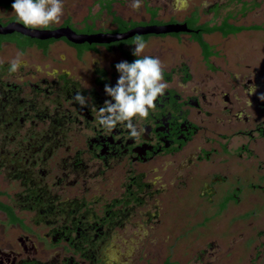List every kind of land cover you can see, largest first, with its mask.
<instances>
[{
	"label": "flooded vegetation",
	"instance_id": "1",
	"mask_svg": "<svg viewBox=\"0 0 264 264\" xmlns=\"http://www.w3.org/2000/svg\"><path fill=\"white\" fill-rule=\"evenodd\" d=\"M117 1L64 0L50 28L202 31L91 44L31 38L51 41L47 49L4 41L0 51L13 52L0 58V177L8 186L0 188V264H155L154 247L157 259L166 251L161 264H264V0H143L139 10ZM213 26L220 29L207 32ZM242 33L249 42L236 44ZM14 34L23 35L4 36ZM136 37L148 44L139 57ZM18 53L23 62L11 73ZM144 55L163 62L168 88L147 119L133 120L144 129L134 139L124 125H99L98 109L111 99L104 88L116 84L115 65ZM118 169L121 181L105 191ZM169 197L176 244L188 238L197 249L175 260L163 237Z\"/></svg>",
	"mask_w": 264,
	"mask_h": 264
},
{
	"label": "clouds",
	"instance_id": "2",
	"mask_svg": "<svg viewBox=\"0 0 264 264\" xmlns=\"http://www.w3.org/2000/svg\"><path fill=\"white\" fill-rule=\"evenodd\" d=\"M139 10L143 0H132L130 5ZM18 20L26 27L48 28L59 24L64 15V0H14L11 5ZM148 44L142 37L135 38L132 55L141 56ZM22 53L9 61V71H19L22 64ZM119 76L115 86L105 85L104 91L110 100H105L98 109V124L108 131L114 130L118 124L126 126L131 138L139 139L142 132L137 130L133 120L137 117L147 119L150 111L156 108V101L165 94L168 84L164 79V65L159 57L144 55L132 62L121 61L115 65ZM253 85L249 95L254 94ZM264 100V94L259 96ZM81 107L88 106L87 97L77 93L74 97ZM250 103V101H249Z\"/></svg>",
	"mask_w": 264,
	"mask_h": 264
},
{
	"label": "water",
	"instance_id": "3",
	"mask_svg": "<svg viewBox=\"0 0 264 264\" xmlns=\"http://www.w3.org/2000/svg\"><path fill=\"white\" fill-rule=\"evenodd\" d=\"M1 2L10 3L13 2L7 0H0ZM195 32L199 34V31H191L186 28L185 25H149V26H137L127 32H117V33H92V34H83L76 32L70 26H63L57 28H30L24 26L20 21H12L7 25L0 23V34L7 35L15 32L21 33L30 38L39 39V40H48V39H59L66 37L69 41L80 44L84 42L91 43H111L118 40L127 39L134 36L135 34H149V33H168V32Z\"/></svg>",
	"mask_w": 264,
	"mask_h": 264
},
{
	"label": "rangeland",
	"instance_id": "4",
	"mask_svg": "<svg viewBox=\"0 0 264 264\" xmlns=\"http://www.w3.org/2000/svg\"><path fill=\"white\" fill-rule=\"evenodd\" d=\"M12 15H9V13ZM84 13H86V10L83 11V13L80 14L83 15ZM79 19V18H78ZM0 20L1 21H7V20H18V18L16 17L15 13L13 10H7V12H4V8H0ZM53 25L49 26L46 29H49L50 27H52ZM73 26H76L75 24H73ZM89 29V28H88ZM252 40H255L253 38H251ZM250 40V36L248 34L242 33L240 34L237 38H235V43L236 44H244L249 42ZM13 50L7 49L5 48L4 50L0 51V58H4V59H8L10 58L11 54H12ZM110 176V181L107 182V184H105L104 190H111L112 189V185L111 182L113 183V185H116L117 183L119 184V182L121 181L122 177H123V171L118 169L117 172L112 171L111 173H109ZM6 183L3 181V179L0 177V188L4 187H8L7 185H5ZM2 186V187H1ZM12 188V187H10ZM163 206H165V210L168 211V213L165 214V216L167 215V221H168V231L163 235V237H166L168 239L167 244H168V252L170 253V255L173 257L172 259L175 260L179 257H182L184 254H186V252L189 253H194V251H197V249L193 250L194 246H190V243L192 242V239H186L183 241L182 244H179L180 246H178L176 244V233H177V201L176 198H168L167 200H164L162 203ZM217 224V223H216ZM160 250L162 251V249L160 247H154L153 248V254H155L153 256V261L155 264H161L162 260L164 259L165 256V252L163 253V257H161V259H157L156 257L158 256ZM157 253V255H156ZM156 256V257H155ZM189 257V255L184 256V258ZM112 263V261L110 262ZM175 263V262H174Z\"/></svg>",
	"mask_w": 264,
	"mask_h": 264
},
{
	"label": "trees",
	"instance_id": "5",
	"mask_svg": "<svg viewBox=\"0 0 264 264\" xmlns=\"http://www.w3.org/2000/svg\"><path fill=\"white\" fill-rule=\"evenodd\" d=\"M109 12L111 14H115L110 8H109ZM154 15H156V11L154 12ZM116 18H117V20H120V18H118V17H116ZM219 29H220L219 26H213V27H210L207 32H215V31H217ZM244 29H245V27L237 28L238 31H241V30H244ZM224 34L226 35V34H228V32H224ZM6 40L15 42L22 49H25L28 46L34 45L35 43H38V45L40 47H43V48L47 49L48 46H49V43L51 42V41H44V42L37 41V40L31 39V38H29V37H27L25 35H20V34H14L12 36L11 35L10 36L0 35V49L2 48V44ZM201 45L205 49L206 56H208L210 54V50H209L210 45L205 40H201ZM59 124L60 123H58V125ZM1 194H2V192L0 191V195ZM0 205H1V202H0ZM164 264H172L171 259L166 260V262Z\"/></svg>",
	"mask_w": 264,
	"mask_h": 264
},
{
	"label": "crops",
	"instance_id": "6",
	"mask_svg": "<svg viewBox=\"0 0 264 264\" xmlns=\"http://www.w3.org/2000/svg\"><path fill=\"white\" fill-rule=\"evenodd\" d=\"M109 2H114V8L117 6V0H108ZM197 2H205V0H196Z\"/></svg>",
	"mask_w": 264,
	"mask_h": 264
}]
</instances>
